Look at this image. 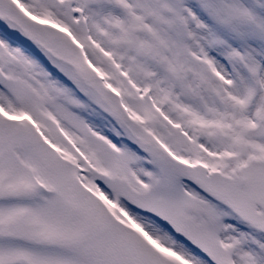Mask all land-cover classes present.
<instances>
[{"label":"snow or ice","instance_id":"snow-or-ice-1","mask_svg":"<svg viewBox=\"0 0 264 264\" xmlns=\"http://www.w3.org/2000/svg\"><path fill=\"white\" fill-rule=\"evenodd\" d=\"M0 264H264V0H0Z\"/></svg>","mask_w":264,"mask_h":264}]
</instances>
